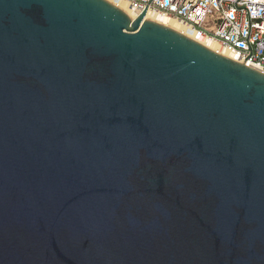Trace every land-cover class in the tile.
Wrapping results in <instances>:
<instances>
[{
    "label": "water",
    "instance_id": "95a60500",
    "mask_svg": "<svg viewBox=\"0 0 264 264\" xmlns=\"http://www.w3.org/2000/svg\"><path fill=\"white\" fill-rule=\"evenodd\" d=\"M147 6L0 0V264H264V71Z\"/></svg>",
    "mask_w": 264,
    "mask_h": 264
},
{
    "label": "built area",
    "instance_id": "2783aa9c",
    "mask_svg": "<svg viewBox=\"0 0 264 264\" xmlns=\"http://www.w3.org/2000/svg\"><path fill=\"white\" fill-rule=\"evenodd\" d=\"M171 15L247 64L264 69V0H122Z\"/></svg>",
    "mask_w": 264,
    "mask_h": 264
},
{
    "label": "bare ground",
    "instance_id": "6f19581e",
    "mask_svg": "<svg viewBox=\"0 0 264 264\" xmlns=\"http://www.w3.org/2000/svg\"><path fill=\"white\" fill-rule=\"evenodd\" d=\"M111 1L117 3L118 5L122 6L124 9H126L132 15V17H133L132 19H135L139 15V10L134 8L132 5H130L126 1H122V0H111ZM146 18H151V19L159 21L163 24H166V25L178 30L179 32L191 37L192 39L202 43L203 45L207 46L211 50H213V51H215L221 55H224L226 57H229V58L236 60V61H239V62H244L243 59L239 55L228 51L215 39H213L209 36H205V35H201V36L197 35L196 32L192 28H190L188 25L184 24L183 22H181L180 20H178L177 18H175L171 15H168V14H165L162 12L149 10L145 16V19ZM248 65L251 67H254L258 70L264 71V69H261L257 66L252 65V64H248Z\"/></svg>",
    "mask_w": 264,
    "mask_h": 264
}]
</instances>
